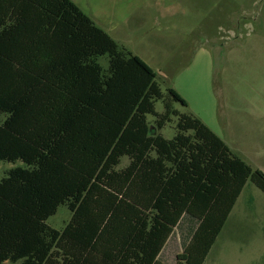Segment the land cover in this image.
I'll list each match as a JSON object with an SVG mask.
<instances>
[{"label": "trees", "instance_id": "16d2710c", "mask_svg": "<svg viewBox=\"0 0 264 264\" xmlns=\"http://www.w3.org/2000/svg\"><path fill=\"white\" fill-rule=\"evenodd\" d=\"M156 77L70 0H0V162L24 165L0 180V264H166L177 231L173 264H204L247 182L264 194Z\"/></svg>", "mask_w": 264, "mask_h": 264}, {"label": "rangeland", "instance_id": "374dc122", "mask_svg": "<svg viewBox=\"0 0 264 264\" xmlns=\"http://www.w3.org/2000/svg\"><path fill=\"white\" fill-rule=\"evenodd\" d=\"M76 1L96 18L98 14L107 22L125 19L131 31L121 50L152 68L165 100L168 89L177 90L187 104L173 102V109L199 116L235 152L240 146L259 153L256 158L264 165V0ZM99 64L106 69L107 58H100ZM155 112H164L163 100L155 103ZM154 120L147 116L149 123ZM230 121L234 128L228 126ZM176 123L172 117L160 131L165 139L176 135ZM121 164L125 166L127 160ZM23 166L20 161L0 162V180ZM70 218L67 206L61 205L46 224L61 230ZM177 234L183 240L184 233ZM178 240L171 238L164 247L166 264L175 262ZM263 262L264 194L247 182L204 264Z\"/></svg>", "mask_w": 264, "mask_h": 264}, {"label": "crops", "instance_id": "0c3cea01", "mask_svg": "<svg viewBox=\"0 0 264 264\" xmlns=\"http://www.w3.org/2000/svg\"><path fill=\"white\" fill-rule=\"evenodd\" d=\"M71 2H73L76 6H77V1L76 0H70ZM132 4H129L128 7L131 8ZM78 7V6H77ZM79 8V7H78ZM86 16H88L91 20L93 19L94 21H96V23L92 20V22L101 30H103L106 34L109 35V37L111 39H113L115 41V43L119 46V47H124V43L129 40V32L131 31V26H128L127 22L125 21V19H123L122 21L120 20V17L117 18L116 20H114L113 22H107V20L102 19L98 14H97V18L95 17V15L93 14H89L88 12H86L83 8H79ZM115 14H117L118 12V6H116L114 8ZM133 15H131L132 17ZM113 23H115V25H113ZM128 45V41L126 42L125 46ZM174 90V89H173ZM177 91V90H176ZM184 100V99H183ZM185 101V100H184ZM186 102V101H185ZM187 104V103H186ZM195 115V114H194ZM196 118H198L199 120H201L210 130H212L209 126V124H207L203 119H201L199 116H195ZM228 126L231 127L233 122H227ZM237 124V123H236ZM234 128V127H231ZM213 131V130H212ZM214 132V131H213ZM218 137L219 135L217 133H215ZM261 136V135H260ZM220 138V137H219ZM222 138V137H221ZM220 138V139H221ZM223 139V138H222ZM221 139V140H222ZM224 144L231 150V152L236 155L238 158H240L241 160H243L249 167H253L252 169L255 168V170H259L262 171L264 173V165L261 164L259 162L260 159L256 158V155L259 156V153L257 154H251L248 153L247 151H245L243 148H241L240 146H236V150L238 152H235L234 146H231V144H229L227 141H224ZM242 193V192H241ZM235 206V205H234ZM234 208V207H233ZM233 210V209H232ZM232 212V211H231ZM231 214V213H230ZM228 220V219H227ZM175 238V237H174ZM178 240V238H176ZM171 239L167 242V246L169 245ZM178 244H179V248H180V242L178 240ZM179 251H177V249L173 252V255L175 256L177 253H179ZM175 253V254H174ZM173 256V257H174ZM161 258L162 260H164L163 254H161ZM173 259V258H172ZM166 260V259H165ZM164 260V261H165Z\"/></svg>", "mask_w": 264, "mask_h": 264}]
</instances>
